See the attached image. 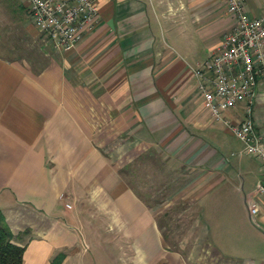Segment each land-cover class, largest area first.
<instances>
[{"label":"crops","instance_id":"obj_1","mask_svg":"<svg viewBox=\"0 0 264 264\" xmlns=\"http://www.w3.org/2000/svg\"><path fill=\"white\" fill-rule=\"evenodd\" d=\"M0 7V212L21 264H264L260 161L194 76L233 24L224 0H97V24L69 49L36 30L26 0ZM10 8L24 17L11 22ZM254 89L264 136V82ZM150 150L193 171L174 194L193 219L173 245L123 177Z\"/></svg>","mask_w":264,"mask_h":264},{"label":"built area","instance_id":"obj_2","mask_svg":"<svg viewBox=\"0 0 264 264\" xmlns=\"http://www.w3.org/2000/svg\"><path fill=\"white\" fill-rule=\"evenodd\" d=\"M233 15L214 53L194 69L196 86L210 114L222 120L242 141L243 151L256 156L264 175V136L251 118L255 84L264 82V10L250 16L243 0H224ZM27 13L36 30L47 35L50 44L73 47L98 22L97 0H26ZM243 105L240 121L230 122L224 111ZM263 189L261 184H258ZM252 203L251 211H256Z\"/></svg>","mask_w":264,"mask_h":264},{"label":"rangeland","instance_id":"obj_3","mask_svg":"<svg viewBox=\"0 0 264 264\" xmlns=\"http://www.w3.org/2000/svg\"><path fill=\"white\" fill-rule=\"evenodd\" d=\"M13 6L15 7V2L11 4V8ZM11 8L8 10L11 22H18L16 21L18 18L24 17L23 11L17 9L13 11ZM4 10L0 7V17L3 12L7 13ZM14 27L16 28V25L11 24L9 30L15 34ZM175 164L174 158H163L160 151L150 150L135 157L131 166L123 167L124 180L133 185L147 203L154 204L153 207L160 210L157 214L158 222L164 225L163 232L172 245L193 219V203L180 196L174 197L180 183L193 174V171L189 172Z\"/></svg>","mask_w":264,"mask_h":264},{"label":"trees","instance_id":"obj_4","mask_svg":"<svg viewBox=\"0 0 264 264\" xmlns=\"http://www.w3.org/2000/svg\"><path fill=\"white\" fill-rule=\"evenodd\" d=\"M13 237L0 212V264H21L23 246L14 242Z\"/></svg>","mask_w":264,"mask_h":264}]
</instances>
